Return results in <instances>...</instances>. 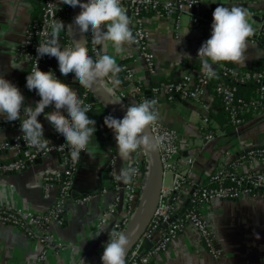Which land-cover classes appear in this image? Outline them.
<instances>
[{
    "label": "built area",
    "instance_id": "built-area-1",
    "mask_svg": "<svg viewBox=\"0 0 264 264\" xmlns=\"http://www.w3.org/2000/svg\"><path fill=\"white\" fill-rule=\"evenodd\" d=\"M40 2L39 16L32 17L26 24L23 39L15 48V57L24 63L22 78L16 85L26 98L27 93H32L33 103L40 97L35 91H29L26 87V76L38 66L42 71L52 70L58 79L69 84L77 92L79 98L88 106V113L101 109L94 99L88 87L73 81L72 74L63 76L58 69V61L54 57L44 56L38 58L36 47L46 39L45 31H51L50 25L54 18L61 19L60 11L64 10L62 20L65 25L73 24L77 7L73 8L62 3V0H38ZM121 7L125 10L130 20V30L133 40L125 45V50L116 55L120 72L117 78L120 84L114 91L108 89L111 81L104 78L99 81L102 87L122 105L129 106L154 100V109L157 119L149 125L158 149L165 172L171 174L169 186L162 185L161 196L154 211L153 217L140 238L128 252L125 264H153L167 249L173 238L182 232L185 227H192L199 241L205 247L206 252L219 258L223 251L216 245L215 234L208 219L201 212L212 200H232L240 196L250 195L264 198V144H251L245 141L233 139L239 127L249 119L264 116V3L261 0H241L239 6L244 7L249 17L257 19L258 30L253 36L248 37L251 44L259 45L262 50L261 60L263 66L257 69V63L250 66V70H244L227 61L212 64L215 75L208 77L202 65L198 68H186L179 70V80L169 81L158 71L156 54L153 48L154 32L160 20H166L171 24L176 37L182 35L181 24L184 13L188 14V25L202 33L205 29H211L213 16H207L204 8L205 0H120ZM72 28L62 30L57 39L58 46L63 49L74 48L71 39ZM89 56L93 60L114 51L111 44L107 48H101L92 42V34L85 33ZM141 62L143 67L152 77L153 83L148 87L140 79V71L134 66ZM237 67V68H236ZM220 77L213 82L215 77ZM243 91V92H242ZM249 91V94H246ZM178 98L183 102H190L196 109V131L188 134L187 120L181 128H174L166 124L160 117V102L173 101ZM27 105V99H25ZM46 109L45 111H48ZM191 110V112H192ZM224 111L226 118L233 126V131L228 133L213 114ZM186 113V118L192 117V113ZM104 117L109 115L104 111ZM43 118V114L39 119ZM43 122V121H42ZM4 129L10 130L7 139L0 140V177L16 174L33 164L37 159L53 157L58 169L45 170L42 175L41 189L43 198L52 203L43 209L27 211L21 206H12L0 202V223L13 227L21 232L28 240L37 243V264L50 257L59 254L62 247H68L66 241L58 238L53 230L55 226H61L69 217L75 205H83L89 199L114 191L111 203L101 215L112 218L104 237V245L115 234L112 228L127 224L133 214L139 194L143 189L150 171V157L141 147L132 157V166L136 169L131 182L118 183L116 180L117 153L112 148L106 149L107 174L110 176V185L98 191H93L76 198L73 191V179L78 171L85 152L81 153L79 160H73L70 156L69 145L59 137L51 126L44 127L48 145L43 150L29 146L23 139L20 131V121H3ZM106 126V125H105ZM106 128L109 129L107 126ZM112 131V130H111ZM228 133L230 135H225ZM202 137L206 142L228 136L227 145L223 147L220 156L213 161L212 169L205 176L204 181L193 182L190 170L194 162L193 154L198 146H191L190 138ZM262 146V148H258ZM191 151L192 155H184L183 151ZM181 164L189 165L190 172L182 173L179 170ZM141 166L144 170H141ZM129 167H125L126 170ZM123 170V171H124ZM206 183L204 185L203 182ZM192 193L185 197L188 190ZM116 192V193H115ZM118 192L122 194L119 195ZM104 245L92 263L97 264L104 251ZM76 247V246H75ZM72 256L75 253L76 264L80 255L76 247H68ZM69 264V263H68Z\"/></svg>",
    "mask_w": 264,
    "mask_h": 264
},
{
    "label": "crops",
    "instance_id": "crops-1",
    "mask_svg": "<svg viewBox=\"0 0 264 264\" xmlns=\"http://www.w3.org/2000/svg\"><path fill=\"white\" fill-rule=\"evenodd\" d=\"M240 1L205 0L204 8L210 12L214 11L218 4L231 7V5H239ZM35 9L37 8L32 0H0V76L15 84L24 72V63L15 57V48L23 39L24 29L34 16ZM181 24L183 31L180 37L175 36L171 24L166 20H160L154 32L153 48L157 69L164 78L172 82L179 80V70L198 68L202 65L197 52L211 35V29H205L199 34L197 30L190 28L187 13L182 16ZM262 53V48L257 44H251L247 38L242 60L227 62L242 67L250 66L261 60ZM107 54L114 55L116 59L115 51H108ZM134 66L140 71V79L145 86L148 87L153 83L154 78L149 76L141 62H136ZM32 97V93L26 94L29 106L34 104ZM159 108L160 117L169 126L181 128L183 122L187 120L185 123L188 134L196 131V109L192 110L193 106L190 102L176 98L173 101H161ZM52 110L49 108L48 112ZM188 112L192 113V117L186 118ZM89 117L96 121V132L91 137L87 152L73 179L76 198L110 185V176L106 171V149L112 148L118 156L115 135L106 128L102 111L96 109ZM3 121L4 119L0 118V140L7 139L11 134L10 130L4 129ZM41 122L44 127L51 126L44 117ZM224 134L230 135L225 132ZM233 139L238 143L245 141L255 145L264 144V116L249 119L238 128ZM227 142L228 136L210 142L205 141V145L198 147L193 155L192 150H184L183 154L192 155L194 162L191 170L190 166L185 164H181L179 170L182 173L191 171L189 176L192 177L193 182L204 181L205 176L212 169L213 161L220 156ZM3 157L0 155V158ZM116 164V180L121 183L122 180L117 179V176L123 173L128 160H122L118 156ZM53 169H58L56 160L47 157L39 163L28 165L22 172L0 177V202L21 206L30 212L50 205L52 198L50 200L43 198L41 175L45 170ZM169 185L170 183L167 186ZM163 186L166 187L164 178ZM191 193V190H188L184 195L188 197ZM113 197L114 191H109L89 199L83 205H75L65 223L53 227L58 238L78 248L80 255L78 264L92 263L102 249L109 220L112 218L108 220L104 231L100 232L101 215ZM201 212L210 222L216 245L222 249L223 254L219 258L209 255L199 241L196 231L187 226L173 238L167 249L153 264H264L263 197L246 195L232 200L216 199ZM97 234L99 235L93 237ZM37 250V243L28 240L13 227L0 223V264H37ZM71 256V250L62 247L59 254L45 260L43 264H68Z\"/></svg>",
    "mask_w": 264,
    "mask_h": 264
},
{
    "label": "clouds",
    "instance_id": "clouds-1",
    "mask_svg": "<svg viewBox=\"0 0 264 264\" xmlns=\"http://www.w3.org/2000/svg\"><path fill=\"white\" fill-rule=\"evenodd\" d=\"M62 3L73 8L80 7L73 24L81 33H91L93 44L101 48H107L111 44L115 53L119 54L133 40L130 20L121 7L120 0H62ZM249 15L239 5L229 7L218 4L214 9L211 35L197 52L208 77L215 75L209 61L215 63L242 60L247 38L253 32L248 22ZM73 24L66 26L63 20L54 18L50 33L45 31L46 39L36 47L37 57L56 58L59 72L65 77L72 74L73 81L84 87H90L97 81L103 82L107 78L112 85L108 90L114 91L120 84L117 74L121 70L114 55L104 53L99 59L93 60L82 48L62 50L58 46L59 33L66 27L71 29ZM26 87L40 97L30 106L25 104L26 98L20 88L0 76V118L7 122L20 121L24 141L29 146L43 150L48 145L44 125L39 119L43 114L55 133L69 145L71 159L79 160L81 153L87 152L91 137L96 132V121L87 114L88 106L52 70L42 71L38 66V59L35 68L26 76ZM155 103L154 100L146 99L129 106L121 105L124 110L122 117L111 114L104 117V124L115 135L118 156L129 161V167L122 174H118L119 180L131 182L133 179L136 169L132 166L131 157L137 149L155 147L142 135L145 128L157 119ZM49 108L53 110L45 111ZM108 219H102L100 232L104 231ZM129 242L128 236L123 232L111 235L100 257L102 264H125Z\"/></svg>",
    "mask_w": 264,
    "mask_h": 264
},
{
    "label": "water",
    "instance_id": "water-1",
    "mask_svg": "<svg viewBox=\"0 0 264 264\" xmlns=\"http://www.w3.org/2000/svg\"><path fill=\"white\" fill-rule=\"evenodd\" d=\"M80 10L81 9L78 6L76 15ZM70 39L74 48H82L89 56L85 33H81L74 24L70 34ZM88 88L94 99L106 113L118 118L124 115V110L121 108L122 104L115 97L109 94L102 87L99 81ZM142 135L147 138L149 144L155 145V147H142L147 153L148 157H150L151 165L147 181L139 194L136 208L122 230V232L128 236L130 241L126 249L125 259L132 246L147 229L153 217L154 211L161 196L164 178V170L160 158L159 149L155 137L149 126L145 128ZM40 161L41 159H37L34 161V163H39ZM192 191L193 189H191V192ZM68 247H72L74 249L76 248L75 245H68ZM69 264H76L75 253L70 257ZM97 264H102L101 259Z\"/></svg>",
    "mask_w": 264,
    "mask_h": 264
},
{
    "label": "trees",
    "instance_id": "trees-1",
    "mask_svg": "<svg viewBox=\"0 0 264 264\" xmlns=\"http://www.w3.org/2000/svg\"><path fill=\"white\" fill-rule=\"evenodd\" d=\"M32 3L36 6V8L37 9H35V14H34V16H33V18L34 17H38L39 16V12H40V2H38L37 0H32ZM60 13V15H61V20H62V17H63V14H64V10L63 11H60L59 12ZM212 13H213V11H210V12H207L206 13V15L207 16H212ZM257 63V69L259 68H261L262 66H263V61L262 60H260L259 62H256ZM230 64V63H229ZM237 68V67H236ZM238 68H241V69H244V70H250L251 68H252V66H246V67H238ZM21 78H22V76H21ZM20 78V79H21ZM219 78L220 77H218V76H216L215 77V79L213 80V82H217L218 80H219ZM20 79H19V81H20ZM18 81V82H19ZM243 92V91H242ZM250 92L249 91H246V94H249ZM101 111H102V113H104V110L102 109V107H101V109H100ZM93 112V111H92ZM92 112H90L88 115H91V113ZM213 117L215 118V120L218 122V123H220V125H222L223 127H224V129L226 130V132H228V133H230V132H232L233 131V126L230 124V122L228 121V119L226 118V113L224 112V111H219V112H217V113H215V114H213ZM258 148H262V146H259ZM141 170H144V167L143 166H141ZM206 183V181L205 182H203V184L202 185H204ZM123 228H124V226L123 225H121V226H115V227H113L112 228V232L113 233H119V232H122V230H123Z\"/></svg>",
    "mask_w": 264,
    "mask_h": 264
},
{
    "label": "rangeland",
    "instance_id": "rangeland-1",
    "mask_svg": "<svg viewBox=\"0 0 264 264\" xmlns=\"http://www.w3.org/2000/svg\"><path fill=\"white\" fill-rule=\"evenodd\" d=\"M262 3H264V0H261ZM248 22L251 24L252 28H253V32L250 36H253L256 31L258 30V26H259V22L257 19H254L253 17H248ZM249 36V37H250ZM190 145L193 146H198V147H203L205 145V140L200 137V136H194L193 138H190L189 140ZM171 174L169 171L165 172L164 174V185L167 186L170 183V177ZM220 219V217H218Z\"/></svg>",
    "mask_w": 264,
    "mask_h": 264
}]
</instances>
